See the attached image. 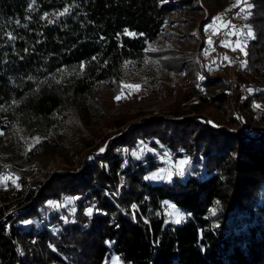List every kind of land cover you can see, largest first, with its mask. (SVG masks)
Returning a JSON list of instances; mask_svg holds the SVG:
<instances>
[{"label":"trees","instance_id":"16d2710c","mask_svg":"<svg viewBox=\"0 0 264 264\" xmlns=\"http://www.w3.org/2000/svg\"><path fill=\"white\" fill-rule=\"evenodd\" d=\"M200 1L0 0V131L10 138L0 172L19 177L0 189V264H264V0L244 2L253 35L233 93L226 70L201 75L187 55L200 51L195 39L186 52L171 32L187 16L202 28L222 7ZM162 36L176 48L151 49ZM162 70L168 86L188 81L169 113L125 128L130 117L105 115L123 82L165 92ZM97 122L115 132L92 130ZM139 145L153 152L133 159ZM165 152L187 159L184 174L146 182ZM47 153L64 166L45 170ZM165 202L183 222L167 223Z\"/></svg>","mask_w":264,"mask_h":264},{"label":"rangeland","instance_id":"374dc122","mask_svg":"<svg viewBox=\"0 0 264 264\" xmlns=\"http://www.w3.org/2000/svg\"><path fill=\"white\" fill-rule=\"evenodd\" d=\"M245 0H241L239 4H237V0H220L222 5L221 9H219L212 20L206 24L204 27L200 28L198 22H195L189 16L186 17L184 23L174 24L172 26L171 32L172 34L179 36V38H184L183 49L186 52H189L188 46L190 42L195 39L197 43L201 46L199 50L190 51L187 55L192 56L194 59V63L197 65L202 76L207 72L210 75H214L216 73H221L223 70L227 72V79H222L221 85L226 87L230 93L234 91H230V89L224 84L223 81H228L231 77H236V71L242 65L245 55V42L250 37L248 35L249 29L245 23V19L248 15ZM198 4L202 6L201 1L198 0ZM235 5V6H234ZM243 9V11H241ZM237 11L236 13H234ZM207 9H204L203 19L207 18ZM219 17L220 19H216ZM180 18L177 16V19ZM234 26V27H233ZM243 28V29H242ZM237 29V30H236ZM240 29V30H238ZM238 31V32H237ZM229 37L231 41L226 39V35ZM224 35V36H223ZM237 41L239 43H237ZM166 48L175 49L176 43L171 42L167 37L162 36L161 39L155 42L151 49H158L159 47L165 46ZM243 49V51H241ZM211 51V52H210ZM223 70H222V69ZM164 71V70H162ZM159 74V73H158ZM142 78L145 86L147 88L152 87L151 83L148 81L147 74L139 76ZM237 79V77H236ZM159 80L162 84H164L167 90L165 92H160L158 88V92L155 94L146 93L139 83L133 82H123L121 83V91L118 93L112 100L111 104L106 106L105 115L106 116H126L130 117V119L123 126L125 128L132 122L137 121L142 117H150L156 115H165L169 113L170 109L174 107L177 99L179 98L181 91L187 86L188 81L186 79L178 80L173 86H168V83L172 80L166 74V71L160 72ZM127 85H140L138 89L128 88ZM238 85V82H237ZM117 96L121 98L119 100L116 99ZM99 97L102 98L100 95ZM261 106V105H260ZM261 108V107H260ZM260 108H256L254 105V109L259 111ZM236 116V115H234ZM241 126V123H240ZM92 130H96L97 132H101L103 135L108 133H114L115 130H107L101 126L99 122L95 123ZM238 130H242L241 127ZM249 131H246L248 133ZM104 144L99 146L97 152H99L103 148ZM10 148V138L9 136L0 135V158H5ZM122 149L119 150L121 152ZM145 152H153L148 149L145 145H139L136 150L130 152V155L133 159H138L136 156L132 155V153H139V157ZM124 154L127 151L123 150ZM122 152V153H123ZM95 154V153H94ZM159 155V154H158ZM186 158L178 159L174 161L171 156L159 155L157 157V161L162 163V166L157 170L149 173L145 177L151 176L153 173L157 172L161 168H170V165L176 164L180 160H185ZM187 160V159H186ZM38 163L40 166H43L45 170L54 169L55 167H63V163L61 159L53 155L51 153H47L44 156L38 159ZM185 165H180L179 168L171 169L173 173L180 170V168H184ZM35 167L31 168L29 171L30 174L25 176L26 180H29L34 172ZM164 175H167L165 173ZM173 176V175H172ZM171 176V179H172ZM37 176H33L35 178ZM144 180L150 184L156 183H170L171 179H145ZM12 185L17 187V184H13L11 180L7 181L5 184H0V189H5L6 186ZM169 203L165 204V214L167 218V223L178 225L184 221V215L176 208H169ZM179 213V216H177ZM179 219L180 222L176 223L175 221ZM115 255H111L109 259L105 261L104 264H109L112 258ZM116 257V256H115ZM120 264H122L120 262Z\"/></svg>","mask_w":264,"mask_h":264},{"label":"snow or ice","instance_id":"6c2138e0","mask_svg":"<svg viewBox=\"0 0 264 264\" xmlns=\"http://www.w3.org/2000/svg\"><path fill=\"white\" fill-rule=\"evenodd\" d=\"M240 2H241V0H237V4H239ZM245 2H246V0H245ZM234 6H235V5H234ZM69 11H70L69 8H65L63 12L59 13V15H64V14L68 13ZM241 11H243V9H241ZM216 19H220V18L217 17ZM49 22H51V21H49ZM233 27H234V26H233ZM127 32H128V30L125 29V33H127ZM128 34H129V35H135L134 33H128ZM248 35H249V36H252L253 34L251 33V31H249ZM9 39H15V37H14V36H11V34H9ZM237 43H239V42L237 41ZM241 51H243V49H241ZM93 59H95V57H93ZM127 63H130V62H126V64H127ZM82 68H83V64H81V69H82ZM59 71L63 72L64 70H63V69H60ZM52 78L55 79V76H53ZM29 79H31V77H29ZM56 82L59 83L58 80H57ZM127 87H128V88L138 89V88L140 87V85H127ZM249 91L251 92V89H249ZM120 98H121L120 96H117V97H116L117 100H119ZM13 103H14V104H18L19 102L14 100ZM255 107H256V108H260L261 106H260L259 104H257V105H255ZM0 111H7V109L4 108L3 105H0ZM0 135H4V133H3L2 131H0ZM40 139H41L40 137H33V138H32V140H33L34 143H39V142H40ZM30 150H31V146L27 149V151H30ZM100 151L103 152L104 149L102 148ZM125 151H127V149H125ZM132 155H134V156H136L137 158H139V155H140V154L134 152V153H132ZM164 155H165V156H168V153L165 152ZM187 164H188V161H187L186 159H185V160H180V161H178L176 164H174V165H170V168H167V169H165V168H161V169H159L157 172L153 173L151 176L145 177V179H166V178H167V179L170 180V179H171V176H172L173 174H176V175H183V174H184V170H183V168H180V170L177 171V172H175V173H173V172L171 171V169L179 168L180 165H187ZM8 167H10V166H9V165H4V168H8ZM165 173H167V175H164ZM18 179H19V177H13V174H12V173H8L7 175H5L3 172H0V184H5V183H6L7 181H9V180H11V182H12L13 184H15L16 180H18ZM17 187H18V185H17ZM165 203H167V202H165ZM49 204H50V205H54V202H51V201H50ZM132 207H133V208H136V205L134 204V205H132ZM168 207L174 209V206H173V205H168ZM92 211H93L92 208H88V209L86 210V214L91 215V214H92ZM177 216H179V213H177ZM175 222H176V223H179L180 220L177 219ZM22 254H23V253L21 252V255H22ZM109 264H120V258L114 256V257L112 258V260L109 262Z\"/></svg>","mask_w":264,"mask_h":264},{"label":"built area","instance_id":"2783aa9c","mask_svg":"<svg viewBox=\"0 0 264 264\" xmlns=\"http://www.w3.org/2000/svg\"><path fill=\"white\" fill-rule=\"evenodd\" d=\"M243 29V28H242ZM237 30V29H236ZM238 30H240V29H238ZM238 32V31H237ZM224 36V35H223ZM226 36V39L228 38V41H231L230 39H229V37L227 36V34L225 35ZM211 52V51H210ZM224 82V84L230 89V91L232 92V91H234L235 89H236V87H237V79H236V77H231L228 81H223ZM257 137H259V134L257 133L256 135H255V138H257ZM120 149H122V151L120 152L121 154H122V152H123V150H125V148H120ZM119 149V150H120ZM124 153V152H123Z\"/></svg>","mask_w":264,"mask_h":264}]
</instances>
